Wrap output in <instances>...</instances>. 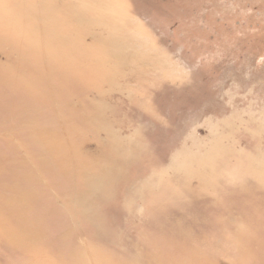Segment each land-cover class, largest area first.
<instances>
[{"label": "rangeland", "instance_id": "374dc122", "mask_svg": "<svg viewBox=\"0 0 264 264\" xmlns=\"http://www.w3.org/2000/svg\"><path fill=\"white\" fill-rule=\"evenodd\" d=\"M0 264H264V0H0Z\"/></svg>", "mask_w": 264, "mask_h": 264}]
</instances>
